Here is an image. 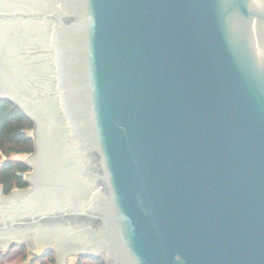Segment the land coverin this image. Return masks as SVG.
Here are the masks:
<instances>
[{"label":"water","instance_id":"95a60500","mask_svg":"<svg viewBox=\"0 0 264 264\" xmlns=\"http://www.w3.org/2000/svg\"><path fill=\"white\" fill-rule=\"evenodd\" d=\"M1 100L73 163L0 188L2 250L264 264V0H0Z\"/></svg>","mask_w":264,"mask_h":264},{"label":"trees","instance_id":"16d2710c","mask_svg":"<svg viewBox=\"0 0 264 264\" xmlns=\"http://www.w3.org/2000/svg\"><path fill=\"white\" fill-rule=\"evenodd\" d=\"M34 123L9 100L0 101V159L5 157V162L0 169V187L5 195L15 189H25L28 184L24 175L30 168L22 161H14L12 156H28L35 150L34 140L30 131ZM29 254L24 246L14 245L7 252H0V264H11L17 261L22 264L28 259ZM55 264L54 253L42 257H35L29 264ZM73 264H105L102 259H87L78 257Z\"/></svg>","mask_w":264,"mask_h":264},{"label":"flooded vegetation","instance_id":"af4514ba","mask_svg":"<svg viewBox=\"0 0 264 264\" xmlns=\"http://www.w3.org/2000/svg\"><path fill=\"white\" fill-rule=\"evenodd\" d=\"M35 66L37 68L41 67L40 63H36ZM37 105H41L48 110V114L55 121L56 125L62 122L57 103L54 99L50 98L49 101L38 103ZM51 126L54 125L51 124ZM36 130L34 125L32 131L34 132ZM54 130L55 136L50 134L49 138H47L46 134L34 135V137L36 136V141H34L35 150L32 154L28 155L29 158L27 157L29 159L27 166L30 168V171L25 174H30L29 181L31 184H33L35 180L38 181L40 177L48 185L54 180H60L62 183L68 181V170L73 169V163L72 161L69 162V158L66 157L65 134L63 129L57 130L54 126ZM85 197V193H80L76 195L73 200L75 203H80Z\"/></svg>","mask_w":264,"mask_h":264},{"label":"crops","instance_id":"0c3cea01","mask_svg":"<svg viewBox=\"0 0 264 264\" xmlns=\"http://www.w3.org/2000/svg\"><path fill=\"white\" fill-rule=\"evenodd\" d=\"M27 157H28V156H26V158H23L22 156H18V155H17V156H12L11 159L14 160V161H22V162H24V161H26ZM4 158H5V157H4ZM24 177H25V176H24ZM0 188H1V187H0ZM2 196H3V197L5 196L4 189H3V192H2ZM18 244H19V245H18ZM18 244H17L18 246H24V247L27 249L28 254H29V257H28V259L26 260V262H25V263H22V264H29V263L32 261L33 258H35V257H42L43 255H45V254L47 255V254H48V249L45 250L43 253L38 254V253H36L35 251H33L32 249H30V248L28 247L27 243H18ZM11 247H12V246L10 245L8 249H4V250H2V249L0 248V252H7V251L10 250ZM54 257H55V264H58V261H57V255L55 254V252H54ZM72 260H73V261H72ZM75 260H77V259H75V257H69V258H68V261H67V264H73V262H75ZM37 264H39V263H37Z\"/></svg>","mask_w":264,"mask_h":264},{"label":"rangeland","instance_id":"374dc122","mask_svg":"<svg viewBox=\"0 0 264 264\" xmlns=\"http://www.w3.org/2000/svg\"><path fill=\"white\" fill-rule=\"evenodd\" d=\"M30 136H31V138H33L34 137V132L33 131H30ZM34 139V138H33ZM23 158H26V156H22ZM16 190V189H15ZM53 248V247H52ZM54 250H56L55 248H53ZM75 259H77V258H75ZM73 261V260H72ZM76 261V260H75ZM15 263H19L18 262V260L17 261H13L11 264H15ZM74 263V262H73Z\"/></svg>","mask_w":264,"mask_h":264},{"label":"built area","instance_id":"2783aa9c","mask_svg":"<svg viewBox=\"0 0 264 264\" xmlns=\"http://www.w3.org/2000/svg\"><path fill=\"white\" fill-rule=\"evenodd\" d=\"M5 158H2V159H0V169L2 168V166H3V164H4V162H5Z\"/></svg>","mask_w":264,"mask_h":264}]
</instances>
